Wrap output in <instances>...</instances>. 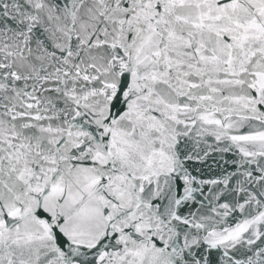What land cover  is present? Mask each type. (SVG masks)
<instances>
[{
    "label": "snow or ice",
    "instance_id": "6c2138e0",
    "mask_svg": "<svg viewBox=\"0 0 264 264\" xmlns=\"http://www.w3.org/2000/svg\"><path fill=\"white\" fill-rule=\"evenodd\" d=\"M0 264H264V0H0Z\"/></svg>",
    "mask_w": 264,
    "mask_h": 264
}]
</instances>
